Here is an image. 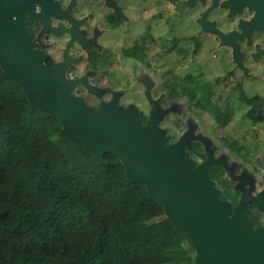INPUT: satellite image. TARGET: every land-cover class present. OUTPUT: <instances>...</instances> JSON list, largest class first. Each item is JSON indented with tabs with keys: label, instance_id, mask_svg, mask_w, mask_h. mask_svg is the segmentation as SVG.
Returning a JSON list of instances; mask_svg holds the SVG:
<instances>
[{
	"label": "trees",
	"instance_id": "obj_1",
	"mask_svg": "<svg viewBox=\"0 0 264 264\" xmlns=\"http://www.w3.org/2000/svg\"><path fill=\"white\" fill-rule=\"evenodd\" d=\"M102 60L90 58L88 68L102 70ZM69 94L94 113L117 104L90 103L73 90ZM239 101L253 125L264 122L261 96L240 94ZM209 113L223 128L230 122L226 113L212 108ZM184 149V159L191 162ZM237 164L251 178H264L261 160ZM237 164L213 165L207 174L230 216L245 195L243 188L232 190L225 177L227 171L240 173ZM253 207L252 201L243 206L245 217ZM156 253L163 254L165 264H195L189 239L150 199L145 184L127 179L120 156L99 158L79 147L56 118L33 108L0 68V264H161Z\"/></svg>",
	"mask_w": 264,
	"mask_h": 264
},
{
	"label": "water",
	"instance_id": "obj_2",
	"mask_svg": "<svg viewBox=\"0 0 264 264\" xmlns=\"http://www.w3.org/2000/svg\"><path fill=\"white\" fill-rule=\"evenodd\" d=\"M6 1L0 0V68L31 106L56 118L63 133L89 153L99 158L117 153L127 179L145 184L150 199L189 239L195 264H264V229L254 228L243 214L247 194L233 216L218 201L207 178L215 161L208 158L191 172L183 156L188 140L167 149L156 119L141 127L131 108L115 112L111 104L94 113L71 97L74 83L65 79L66 64L49 70L31 45L26 29L31 8Z\"/></svg>",
	"mask_w": 264,
	"mask_h": 264
},
{
	"label": "rangeland",
	"instance_id": "obj_3",
	"mask_svg": "<svg viewBox=\"0 0 264 264\" xmlns=\"http://www.w3.org/2000/svg\"><path fill=\"white\" fill-rule=\"evenodd\" d=\"M196 29L198 28L182 21L174 27L172 38L193 37ZM163 30L162 26L154 29L156 39L159 37L158 31ZM142 31V26H136L132 34L137 38V34ZM195 44H198L197 53H194ZM160 45L168 46L165 42L158 44ZM160 51L154 47L151 50L155 54L154 58L147 59L142 53H134L131 58L135 63L130 59H120L121 63H116L115 59L104 68V72L91 78L85 74L73 79L69 75L65 79L74 83L72 90L79 85L83 93L91 95L90 103L117 100L113 111L133 109L135 120L141 127H147L151 120L156 119L159 130L172 145L188 140L184 152L192 163L202 165L208 158L213 159L216 165L237 164V161H251L254 164L261 160L264 169V122L253 125L246 118L248 108L239 102L240 92L236 84L239 83L248 98L264 97L262 72H247V61L241 63L234 56H226L223 48L209 39H200L198 42L189 39L183 44L181 51L173 49L172 55L166 58L162 56V52V55H158ZM144 65L146 68L150 65L151 69L156 67L155 75L145 74V83L142 82ZM85 67L81 63L79 70L82 72L86 70ZM170 69L173 70L171 74ZM169 77L173 86L165 88ZM98 80L101 84L96 88L91 82ZM185 84L189 86L183 89ZM192 92L197 95L196 100L189 97ZM211 108L215 111L223 110L231 117L224 128L213 120L209 113ZM193 166L191 172L199 167ZM241 168L237 164L235 171L240 173L227 171L225 177L230 181L232 190L243 188L247 194L246 204L251 201L254 204V209L248 214L250 217L246 218L254 228H262L259 226L264 225V178L261 177L262 174L251 178L247 172L242 173ZM155 221L156 219L143 223L139 227H146ZM153 257L156 262L165 264L162 253H156Z\"/></svg>",
	"mask_w": 264,
	"mask_h": 264
},
{
	"label": "flooded vegetation",
	"instance_id": "obj_4",
	"mask_svg": "<svg viewBox=\"0 0 264 264\" xmlns=\"http://www.w3.org/2000/svg\"><path fill=\"white\" fill-rule=\"evenodd\" d=\"M6 2L19 3L20 6L26 5L31 8L27 13V18L31 21L26 24L31 45L45 58L44 63L49 70L66 64L64 72L66 79L69 75L72 79L85 74L90 78L97 76L115 59H117L116 63L119 61L121 63L124 59L133 61L131 57H134V53L139 55L142 53L146 59L154 58L155 54L151 52L154 47L159 48V51L163 49L158 55L162 52L164 58L170 57L173 49L177 52L181 51V47L189 39H194L195 42L200 39L214 41L223 48L226 56H234L241 63L247 61V72L260 70L264 75V0H8ZM182 21L198 28L195 36L172 38L174 27ZM136 26H142L143 30L141 34L137 32V38L132 34ZM160 26L164 30L158 31L159 37L156 39L154 29ZM164 42L167 47L158 46L159 43ZM195 45L194 53H197L198 44ZM96 56L103 59V68L99 71L88 68L93 63L90 58ZM81 63L86 65V70L82 72L79 70ZM137 65L140 63L137 62ZM145 65L142 72L143 83L146 81L145 74L155 75L156 71V67L151 69L150 65L149 68ZM169 72L171 74L173 70L170 69ZM167 82L169 83H165V88L173 86L171 77ZM93 83L91 82L96 88L101 84L99 80ZM236 84L240 94L245 96L239 83ZM152 86L154 89L155 85ZM81 90L78 85L73 90L75 96L81 95L83 100L90 102L89 98L92 96ZM84 94L85 96L82 97ZM219 111L226 113L223 110ZM252 205L254 206L253 203ZM253 209L251 208L248 214ZM259 227L264 229L263 224Z\"/></svg>",
	"mask_w": 264,
	"mask_h": 264
}]
</instances>
